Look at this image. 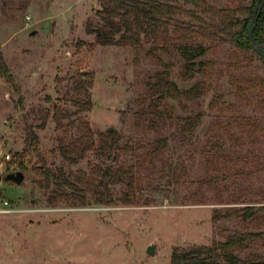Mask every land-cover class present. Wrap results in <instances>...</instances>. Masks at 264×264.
Listing matches in <instances>:
<instances>
[{
  "label": "rangeland",
  "instance_id": "1",
  "mask_svg": "<svg viewBox=\"0 0 264 264\" xmlns=\"http://www.w3.org/2000/svg\"><path fill=\"white\" fill-rule=\"evenodd\" d=\"M159 1L196 10L211 25L220 23L203 6ZM206 1L235 9L239 20L255 11V0ZM0 10V49L14 77L11 83L0 76V176L26 175L22 185L0 180V264H172L176 251L214 249L234 234L247 233L260 236L246 240L247 247L236 254L264 260V210L248 221L238 215L215 219L216 213L232 209L264 208L261 58L238 49L228 34L195 40L208 48L197 64H209L189 72L173 46L155 47L146 40L139 46L99 45L87 31L88 23H100L99 0H0ZM83 71L94 75L93 108L86 113L78 112L75 103L76 79ZM161 75L182 91L197 85L201 94L174 99L163 87L156 93L153 86ZM55 105L69 112L64 123L75 122L68 127L71 134L79 135L83 122L95 132L116 129L121 144L134 151L118 152L119 163L112 165L92 152L79 164L65 161L58 150L64 133L53 119ZM47 112L51 117L39 128ZM199 114L201 125L184 132ZM28 125L40 137L39 154L24 156ZM161 138L168 139V147L151 159L143 146ZM40 157L48 166L74 173H90L93 164L102 163L142 167L134 192L112 187L111 205H51L49 193L37 184L42 176L34 168ZM125 193L134 203L121 200ZM151 245H156L154 257L148 253Z\"/></svg>",
  "mask_w": 264,
  "mask_h": 264
},
{
  "label": "trees",
  "instance_id": "2",
  "mask_svg": "<svg viewBox=\"0 0 264 264\" xmlns=\"http://www.w3.org/2000/svg\"><path fill=\"white\" fill-rule=\"evenodd\" d=\"M101 10L97 12L100 23L94 26L87 24L89 34L96 36V41L102 46H139L144 40L151 42L155 47L173 46L177 48L184 60L187 62L188 72L190 68L199 65L200 69L208 64L197 60L203 57L208 48L202 44H196L195 40L204 38H216L219 34L230 35V41L241 51L254 52L263 61L264 59L254 51L251 38L248 33L251 20H255L254 36L262 45L264 50V0H255L254 8L261 5V10L255 15L253 11L250 18L239 20L236 17L235 9H218L208 4L206 0H183L184 3L195 6H203L204 12L217 15L220 19L219 25H211L203 19L199 12L193 9L179 6L170 2L159 0H99ZM1 13V10H0ZM177 16H184L191 20L198 21L199 27L194 23L177 20ZM173 28V30L171 29ZM198 28V29H197ZM172 32L174 33L172 35ZM0 76L5 77L9 82L14 83V77L5 61L4 54L0 49ZM190 78L194 77L192 74ZM159 81L154 84L155 91L162 89L171 98H177L180 94H189L193 97L201 94L199 88L193 86L190 90L182 91L176 82L159 76ZM94 84V75L90 72H80L76 79L75 91L79 97L76 100L78 112L86 113L93 108L91 89ZM53 119L58 130L63 131L59 138L58 150L61 157L71 163L79 164L86 155L92 152L101 161H111L112 164L119 163V153L124 150L133 152L134 148L128 145L123 146L122 136L116 129L95 132L88 122H83L79 135L71 134L68 127L72 123H64L69 117V112L55 105L53 108ZM50 112L41 116L42 123L39 128H45ZM203 115L199 114L190 119L182 128L184 132H193L202 123ZM40 137L36 128L32 125L26 127L24 156L38 153ZM168 147V139H158L147 146H143L149 152L151 159L157 157ZM219 148L220 146L217 145ZM22 169L26 167L22 164ZM142 167L140 163L136 167L125 168L111 167L107 163L93 164L91 172L84 170L67 172L63 166H48L46 160L40 157V164L34 169L42 179L38 186L47 196L48 203L57 204L59 201L74 203L76 205L88 206L91 204L111 205L115 203V196L112 192L114 186H124L135 191L134 183L136 173ZM23 172V171H22ZM89 195L94 196V200ZM124 200L125 204H132L134 200L130 194ZM264 210L254 206H247L242 209H232L230 214H215L216 220H221L233 215H238L244 220H250L257 212ZM260 234L247 233L243 235L234 234L226 242H218L216 248L201 247L192 252H179L173 254L172 264H264V260L243 259L236 254L235 250H243L247 246L246 240L255 239ZM223 251V252H221ZM206 254V256H202Z\"/></svg>",
  "mask_w": 264,
  "mask_h": 264
},
{
  "label": "water",
  "instance_id": "3",
  "mask_svg": "<svg viewBox=\"0 0 264 264\" xmlns=\"http://www.w3.org/2000/svg\"><path fill=\"white\" fill-rule=\"evenodd\" d=\"M257 9L258 10H255V12H254L255 15L257 13H259L261 10V5L259 3L257 4ZM254 29H255V20H251L250 24H249V29H248V33H249V36L251 38V42H252L254 51L264 59V50H263L260 42H258L254 36ZM33 34H35V32H33L32 35ZM25 179H26V175L22 171L10 173V174L6 175L5 177L0 176V180L12 182L16 185H22L23 182L25 181ZM148 253L153 257L156 256V254H157L156 245L149 246L148 247Z\"/></svg>",
  "mask_w": 264,
  "mask_h": 264
},
{
  "label": "built area",
  "instance_id": "4",
  "mask_svg": "<svg viewBox=\"0 0 264 264\" xmlns=\"http://www.w3.org/2000/svg\"><path fill=\"white\" fill-rule=\"evenodd\" d=\"M8 159H10V156H7Z\"/></svg>",
  "mask_w": 264,
  "mask_h": 264
}]
</instances>
